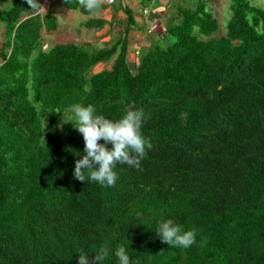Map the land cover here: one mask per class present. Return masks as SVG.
<instances>
[{
	"label": "trees",
	"instance_id": "trees-1",
	"mask_svg": "<svg viewBox=\"0 0 264 264\" xmlns=\"http://www.w3.org/2000/svg\"><path fill=\"white\" fill-rule=\"evenodd\" d=\"M151 1L141 2L140 15L154 17L145 45L129 44L137 21L120 4L124 36L95 53L43 48L59 2L87 16L88 30L106 24L79 0H46L42 13L40 0H12L0 11V264H77V252L101 245L125 246L138 264H264V10L231 0L217 37L209 0H155L148 12ZM174 1L180 21L164 25ZM161 33L173 43L161 46ZM77 103L112 120L125 109L147 116L152 147L139 169L117 165L114 187L73 176L84 154L69 113ZM162 219L194 229L195 243L161 242Z\"/></svg>",
	"mask_w": 264,
	"mask_h": 264
},
{
	"label": "clouds",
	"instance_id": "clouds-1",
	"mask_svg": "<svg viewBox=\"0 0 264 264\" xmlns=\"http://www.w3.org/2000/svg\"><path fill=\"white\" fill-rule=\"evenodd\" d=\"M80 5L89 14H95L101 7V0H79ZM75 123L72 126L82 134L83 155L75 161L73 176L102 187H114L118 181L117 165H127L139 169L140 162L151 149L150 140L142 134L141 128L147 119L143 109H125L119 119L112 120L98 115L92 105L74 104L72 106ZM103 143H98V141ZM80 155L79 153H76ZM155 234L161 242L171 247L188 248L196 241V231L185 229L173 219H162L157 223ZM94 255V264H105L114 257L116 264H138L133 261L125 246L111 250L101 245L93 251L77 252V264H90L87 253Z\"/></svg>",
	"mask_w": 264,
	"mask_h": 264
},
{
	"label": "rangeland",
	"instance_id": "rangeland-1",
	"mask_svg": "<svg viewBox=\"0 0 264 264\" xmlns=\"http://www.w3.org/2000/svg\"><path fill=\"white\" fill-rule=\"evenodd\" d=\"M197 1L198 0H187L184 4H180V5L182 7H190L192 3L194 4ZM246 1L249 3V5L264 10V0H246ZM101 2L103 3L105 2L104 4H106L107 1L101 0ZM209 2L210 3L207 4V9H210L213 15L217 19L219 29H220V33L217 37H219L222 34L224 35L226 23L230 18L229 5L231 3V0H209ZM103 3H101V5L103 8H105ZM121 3L122 1L112 0L111 8L113 10L114 9L117 10ZM177 3L178 2L174 1L173 4H171V8L169 7L170 8L169 10L174 9L175 11L171 12L172 15L169 13H166V15L161 19L162 24L165 25V21L167 20V17L168 18L170 17L171 19L174 18V20L172 21L173 23H178L180 21V17H178L176 13V8H175L179 5V3L178 4ZM39 4L40 5L38 7V11L42 13L44 12V9L46 7V0H40ZM142 4L143 3H139V4L135 3L134 4L135 7L132 11L137 14H142L141 13L142 8H143ZM11 5H12V0H1L0 1V11L9 9ZM128 5H132V4L127 2V6ZM145 5H147V3H145ZM103 8L99 10L100 15L102 16L104 14L101 11L103 10ZM50 11L56 18L57 29L50 34L43 33V36H42L43 48H47L49 45L71 43V44H75L78 46H83L85 49H87L91 53H95L100 49L108 47V45L114 42L118 37L124 36V29H126L127 27L126 17L121 11L117 12V18L115 19V22L117 23V21L121 20L120 18H123L124 16V20L122 19L121 23L118 22L116 26L110 27L109 29L107 26L104 25L102 29L100 30H95V29L88 30L82 27L80 24L86 21L88 17L82 16L76 11H68L60 2L55 4L51 8ZM98 14L99 12L97 11V13L92 16L94 17L95 15H98ZM135 36L136 34L129 33L128 40L132 42L133 39L134 40L136 39ZM157 36L159 37L158 42L160 43L161 46H166V45L173 43V39L170 37H167L166 35L164 38H162L163 33L158 34ZM3 42H4L3 26L0 23V50L2 48ZM111 62L112 60L106 63H100L94 66L91 69L90 74L100 72L104 69H108ZM69 113L73 114L72 109ZM66 117H67L66 119H68L69 116H66ZM71 119L73 120L74 117Z\"/></svg>",
	"mask_w": 264,
	"mask_h": 264
},
{
	"label": "crops",
	"instance_id": "crops-1",
	"mask_svg": "<svg viewBox=\"0 0 264 264\" xmlns=\"http://www.w3.org/2000/svg\"><path fill=\"white\" fill-rule=\"evenodd\" d=\"M103 1H105V0H103ZM107 2H106V4H104L103 2H101V3H103L104 4V6H105V8H103V10H101L102 11V13H104L103 14V16L102 15H100V9L98 10V12H99V14L98 15H95L94 16V18H99V19H102V20H104L105 22H106V24H105V26H107L108 27V29L110 28V27H114V26H116V24L118 23V22H122V19L124 20V16H123V18H120L121 20H119V21H117V23L115 22V19L117 18V12H119V11H121L122 12V10H120L119 8L116 10V9H112L111 8V3H112V0H106ZM157 1V0H156ZM155 0H152L151 1V3H150V5H149V7H148V12H149V10H154V9H158V7H159V4H157V2H156ZM127 2H129L130 4H132V5H128V7L131 9V10H133L134 9V4L135 3H141L142 2V0H122V5H124V6H127ZM143 9V8H142ZM97 13V12H96ZM95 13V14H96ZM100 15V16H99ZM107 17H106V16ZM134 17H135V19H136V21H137V24H136V27L134 28H132L131 27V31H130V33L132 34V33H134V34H136V39L134 40H132V42L131 41H129V44H136V43H140L141 45H145L144 43H145V41H146V39H147V36H148V34H147V32L149 31V29H150V25L152 24V22H153V16L150 14V12L148 13V14H146V15H140V14H137V13H134ZM161 20V19H160ZM112 21V22H111ZM119 23V24H120ZM143 30H145V31H143ZM148 30V31H147ZM147 31V32H146ZM131 37V36H130ZM151 38V37H150ZM129 39V38H128Z\"/></svg>",
	"mask_w": 264,
	"mask_h": 264
}]
</instances>
